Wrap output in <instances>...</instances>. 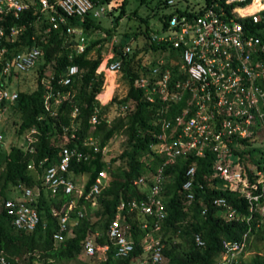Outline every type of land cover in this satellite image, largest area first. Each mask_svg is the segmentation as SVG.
Returning a JSON list of instances; mask_svg holds the SVG:
<instances>
[{
	"label": "built area",
	"instance_id": "2783aa9c",
	"mask_svg": "<svg viewBox=\"0 0 264 264\" xmlns=\"http://www.w3.org/2000/svg\"><path fill=\"white\" fill-rule=\"evenodd\" d=\"M36 4L38 10L46 14L49 25L45 33L65 25L67 34L79 37L76 53L85 49L84 33L75 26L67 25V20L90 13L100 18L108 9L104 5L95 7L91 0H38ZM260 5H264V0H260L259 5L255 0H213L209 3L205 0L166 1L163 14L168 15L167 25L164 27L161 23L160 31L150 37L151 42L159 45L153 51L156 56L148 65V72L136 80L141 99L150 105H157L153 120L158 126L154 132L156 140L149 145L141 161L149 166L155 157L161 160L149 174L133 179V185L144 193V197L120 201L105 231L107 242L97 243L101 230L88 231L79 258L90 259L98 254L105 259L107 252L113 248L114 257L122 260L131 258L129 264H166V244L162 237V226L167 216L163 195L168 177L166 169L176 164L178 159L189 156L211 154L209 180H218L211 188L244 197L248 201L249 212L260 214L259 199L264 192V154L251 156L250 151L264 145V43L246 30L243 23L247 18L253 22L262 19L264 7ZM28 7L29 4L23 0H0V59H5L0 70V130H6V117L17 98V89L8 88V77L27 74L40 58L37 46L25 47L6 57V47L2 44L4 40L14 42L25 28L24 25H11L7 34L4 25L6 17L12 15L18 18ZM131 50V45L123 47L124 54ZM121 65L122 60L115 56L113 50L105 58L103 71L117 73ZM78 74V67L70 66L59 83L69 85ZM52 78L51 75L44 77L41 83L45 89L44 108L54 116L57 106L63 100L71 99L74 92L55 90ZM182 100V108L166 116L172 106ZM134 106L135 101L129 100L121 107L119 115H127ZM77 114L75 106L72 119ZM100 119L109 122L107 114L100 115L99 109H95L89 122L95 127ZM68 128H63V145L52 161L44 157L37 163L31 160L27 165V170L41 178L43 187L51 196L57 199L67 196L59 208L52 209V215L57 217V230L52 234L55 243L72 236L73 226L78 220L85 217L93 224L101 219L99 214L96 215L101 211L99 196L109 184L110 163L104 158V166L88 190L85 189V182L77 178L81 175L74 177L70 174L71 160H85L87 155L66 145L75 137L76 125L73 121L70 134H66ZM39 135V129L33 125L22 133V140H18L17 145L33 154ZM83 144L96 148L97 140L90 136ZM10 145L12 143L6 145V138L0 131V150L8 151ZM104 150L105 147L102 153ZM196 169L197 165L193 162L185 170L181 185L184 208L189 213L196 199L195 189L201 186L195 178ZM11 191L16 193L15 196L0 194V207L16 230L34 231L41 224L35 207L40 188L17 184ZM209 201L221 210L226 221L246 219L250 222V218L243 216L225 197L215 196ZM200 203L201 215H204L208 206L202 198ZM133 212L142 215L145 220L140 223V228L144 230L138 242L141 251L131 257L136 242L124 221L126 214ZM259 221L261 218L256 221V226H259ZM44 227L45 224L42 225ZM178 234L173 236L172 242L177 241ZM252 236L250 226L238 239L221 240L215 264H241ZM193 240L199 247L205 245L200 233H193ZM0 264H7L4 256L0 257Z\"/></svg>",
	"mask_w": 264,
	"mask_h": 264
},
{
	"label": "trees",
	"instance_id": "16d2710c",
	"mask_svg": "<svg viewBox=\"0 0 264 264\" xmlns=\"http://www.w3.org/2000/svg\"><path fill=\"white\" fill-rule=\"evenodd\" d=\"M29 7L23 11L18 18L8 15L5 20V29L11 25H24V30L14 42L4 40L2 44L6 47V57L12 52L23 50L25 47L37 46L40 50V58L35 67L30 70L35 71L36 85L32 90L17 89V98L11 104L9 115H15L12 124L15 132L20 138L22 133L31 126H36L39 131V141L36 144V152L28 153L23 147L12 143L8 151L0 150V194L7 195L13 186L23 184L28 187L40 188V194L35 203L41 224L32 232L16 230L0 207V257L4 256L7 264H50L53 260H74L82 250V242L88 231L99 229L102 235L97 238L98 244L107 242L105 231L108 223L115 216L117 206L121 200L132 198H142L141 192L132 183L133 179L139 175L149 174L161 160L155 157L148 165H144L141 157L146 153L150 144L155 142L154 132L158 126L153 123L157 105H150L141 99V90L136 87V80L140 75L146 74L149 70L144 59L148 53L159 48V45L150 41L151 34L148 26L139 28L133 34V39L139 34L145 36L146 41L142 47L131 46L132 50L128 54L123 53L126 44H117L114 47L115 56L122 60L121 69L123 76L129 80V90L124 101L134 100L135 106L131 112L125 116L115 117L107 123L100 119L99 123L93 127L89 120L95 109H99V114L105 113L113 100L102 105L96 96L102 90L104 74L97 73L96 70L101 62L100 52L97 49L96 57H92L90 52L100 42V39L86 44L81 53H76L75 47L79 43V37L66 33V26L61 25L57 29L51 28L48 32L44 30L49 25L46 14L38 10L36 2L38 0H23ZM93 5H104L109 7L108 14H113V28L118 25L121 17L126 13L128 0H91ZM139 5H147L151 0H137ZM167 0H156L157 7L166 6ZM209 3L213 0H205ZM36 11V13H34ZM136 15L141 22L147 23L148 17H140L137 9L131 12ZM259 22L251 19H244L245 29L258 36L264 43V12ZM101 18V17H100ZM167 14L160 16L161 23L167 25ZM67 25L81 29L85 34L91 30L104 31L110 35L113 28H104L99 23V18L91 13L83 17L73 16L67 20ZM6 34V35H7ZM5 39V38H4ZM5 59H0V70ZM77 66L79 74L73 77L69 85H61L59 80L65 76L70 66ZM46 69L51 71V84L55 90L65 92L73 90L71 99L63 100L56 109V115L52 116L43 105V95L45 89L42 79ZM27 73V74H28ZM26 74L10 75L7 84L13 79L22 78ZM17 86V85H16ZM184 105V100L172 106L166 116H171L178 112ZM78 108V114L72 119L71 114L74 107ZM76 125L75 137L66 144L68 147L76 148L82 154L87 155L85 160H71L69 171L74 177L86 174L85 189L88 190L94 183L97 173L103 168L104 162L102 149L108 141L118 133L125 134L127 147L121 152L119 158L125 161V167L109 169V184L103 189L99 196L101 211L97 214L101 219L91 224L87 218H82L73 226V235L64 241L55 243L52 234L57 230V217L52 215L53 208H59L60 204L67 200V196L56 197L43 187L41 178L32 171L27 170V165L31 160L36 163L47 157L49 161L57 156L63 145V128L69 127L66 134H70L71 123ZM92 136L97 140V147L83 144L85 139ZM251 156H255V151L251 150ZM116 158L112 159L115 161ZM212 155L206 154L204 157H193L178 159L177 163L166 169L168 174L164 186V198L166 203L167 216L163 222V240L166 244L164 255L166 264H215V257L220 250V242L223 239H238L251 226L253 235L261 234L264 241V229L256 226V221L261 218L258 212H249L248 201L244 197H238L233 193L217 190L212 184L218 182L217 179L209 180L210 165ZM195 162L197 165L195 178L201 184L196 187V199L190 207L189 213L184 208L182 200L181 185L184 181L185 170ZM41 172V170L39 171ZM215 196L225 197L243 216L250 218L226 221L221 210L210 203V199ZM208 206L204 215H201L200 199ZM260 204L264 203V192L259 199ZM189 217V218H188ZM145 220L140 214L135 212L127 213L125 224L129 226V232L133 235L136 245L131 257L137 255L141 248L139 239L144 230L140 228V223ZM45 227L42 228V225ZM182 236L186 242V251H180L178 242H172L175 234ZM193 233H200L205 241L203 247H199L193 240ZM131 258L117 259L113 255V248L107 252L106 258L101 259L99 255L90 258L89 261L81 264H129ZM241 264H264V259L259 254H255L249 261L242 260Z\"/></svg>",
	"mask_w": 264,
	"mask_h": 264
},
{
	"label": "rangeland",
	"instance_id": "374dc122",
	"mask_svg": "<svg viewBox=\"0 0 264 264\" xmlns=\"http://www.w3.org/2000/svg\"><path fill=\"white\" fill-rule=\"evenodd\" d=\"M107 7V6H106ZM109 8V7H107ZM137 9V14L140 17H148V22L144 23L137 18L136 15H132L131 12L133 10ZM108 10V9H107ZM166 11V7L159 6L157 7L156 0H151L147 5H139L137 0H128V3L126 5V13L121 17V19L118 22V25L113 28V15L115 13H105L104 16L99 18V23L104 28H113V31H111V34H105L104 31L99 30H91L87 34L84 35L85 38V44H88L94 40L100 39V42L97 43V45L93 48L94 57L97 55V49L100 52L101 60L102 58H106L107 55L111 52H113L115 45L121 43V44H128L135 47H142L146 41V38L144 35L139 34L136 39H133V34L135 32L139 31V28L144 29L146 27V24L148 26V32L152 35L154 33H158L160 31V16L163 15V13ZM107 12V11H106ZM113 41L116 44L112 45ZM156 56V53L150 52L148 53L147 57L144 59L145 65H149L152 61V59ZM51 75V71L46 69L45 76ZM108 78H111L106 86L105 79L103 82L102 90L105 89L106 91L109 90V87L112 86L111 92L108 94V98L111 96V93L114 88V92L112 94L111 100L113 102L111 103L109 109L105 112L107 114L109 122H111L115 117L121 116L119 113H122L121 107L125 104H127L128 101H124L123 99L126 97V94L129 90V80L123 76V69H120L117 73H110L108 72ZM17 85V86H16ZM36 85L35 80V71H31L30 73L26 74L22 78H16L13 79L12 83L8 84L9 89H22V90H32ZM104 91V92H106ZM109 103V102H108ZM15 115H7L6 117V130L1 129L0 131L3 133L4 137L6 138V145H9L11 143H18V140L20 139L16 132H15V126L12 124V119H15ZM108 122V123H109ZM257 128H259V125H257ZM259 135L261 137V131L259 130ZM127 140L125 137V134L118 133L115 136H113L108 143L105 146V150L103 153V158L110 163V169H115L116 167H125V161H123L121 158H119V155L121 152L127 147L126 144ZM255 153L257 155L264 154V145L260 146L257 150H255ZM116 158L115 161H112V159ZM80 182H85L87 175L83 174L79 177H77ZM12 188L7 191V194L10 196H15V194L11 191ZM260 216L261 221H259V226L261 229H264V203L260 205ZM177 244L180 251H186L187 245L182 236L177 237ZM81 253V252H80ZM255 254L261 255V257L264 259V241L261 239V234L258 233L257 235L252 236V240L250 245L248 246V249L244 255V260L249 261L252 256ZM89 258L82 257L79 258V256L76 257L74 260H61V261H51L50 264H81L83 262L89 261Z\"/></svg>",
	"mask_w": 264,
	"mask_h": 264
},
{
	"label": "crops",
	"instance_id": "0c3cea01",
	"mask_svg": "<svg viewBox=\"0 0 264 264\" xmlns=\"http://www.w3.org/2000/svg\"><path fill=\"white\" fill-rule=\"evenodd\" d=\"M94 51H95V50H92V51L90 52V55H91L92 57H94V55H93ZM96 51H97V50H96ZM104 62H105V59L102 58V60H101V62H100V64H99L97 70H98V72H101V73L104 74V79H105V84H104V85L106 86L107 82H108L111 78H108V72H104V71H103V68H104ZM102 65H103V66H102ZM114 88H115V84H114ZM114 88H113V91H112L111 96L109 97V99H107V100H102V99L99 97V95L102 93L103 90H101V92H100L99 94H97L96 99H97L102 105L107 104L108 102L111 101L112 94H113V92H114ZM13 193L16 194L15 192H13ZM96 215H98V214H96Z\"/></svg>",
	"mask_w": 264,
	"mask_h": 264
},
{
	"label": "bare ground",
	"instance_id": "6f19581e",
	"mask_svg": "<svg viewBox=\"0 0 264 264\" xmlns=\"http://www.w3.org/2000/svg\"><path fill=\"white\" fill-rule=\"evenodd\" d=\"M103 66V65H102ZM112 89V86L111 87H109V90H105V89H103V91H102V93L99 95V97L102 99V100H107V99H109L108 98V94L111 92V89ZM104 91H106V92H104Z\"/></svg>",
	"mask_w": 264,
	"mask_h": 264
},
{
	"label": "clouds",
	"instance_id": "9594fccd",
	"mask_svg": "<svg viewBox=\"0 0 264 264\" xmlns=\"http://www.w3.org/2000/svg\"><path fill=\"white\" fill-rule=\"evenodd\" d=\"M255 3H256L257 5H259L260 0H255ZM260 7H264V5H260Z\"/></svg>",
	"mask_w": 264,
	"mask_h": 264
}]
</instances>
